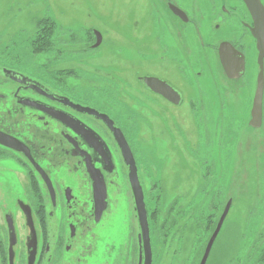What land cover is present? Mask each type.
Segmentation results:
<instances>
[{"label":"rangeland","instance_id":"obj_1","mask_svg":"<svg viewBox=\"0 0 264 264\" xmlns=\"http://www.w3.org/2000/svg\"><path fill=\"white\" fill-rule=\"evenodd\" d=\"M148 9L146 0H0V68L106 110L118 122L139 164L150 217L153 264H200L214 226L230 200L228 220L207 264H235L254 244L264 249V127L250 133L236 119L231 127L229 112L217 103L215 107L216 99H209L206 115L209 113L208 118L211 115V122L217 125L215 129L211 124L210 129L204 113L191 112L187 103L178 110L154 104L142 95L136 77L144 68L135 70L132 56L119 57L114 51L117 44L129 45L131 33L125 25L133 24L132 13L138 12L137 17L147 21L144 13ZM39 22L56 24L58 35L43 37ZM93 27L101 32L105 45L83 56L82 46H71V40H85L88 35L93 45V35L86 31ZM55 38L57 52L42 50L44 41ZM72 51L78 54L71 55ZM1 74L0 70V95L18 91V85ZM243 99L244 95L235 93L227 96L226 102L239 114ZM6 111L0 99V124ZM29 123L31 128L41 125L32 114L20 125ZM210 142L217 163L202 150L201 145ZM227 156L233 162L238 160V165L228 167L231 161H225ZM109 191L112 209L97 230L96 242L86 245L96 246L87 264L129 262L124 246L132 233V202L122 171ZM20 201H28V184L19 166L5 155L0 159V218L3 220L6 212L16 213ZM199 201L203 203L200 210L206 209L201 217ZM209 217L216 219L211 220L214 225L202 230ZM56 226L55 221L50 222V227Z\"/></svg>","mask_w":264,"mask_h":264},{"label":"flooded vegetation","instance_id":"obj_2","mask_svg":"<svg viewBox=\"0 0 264 264\" xmlns=\"http://www.w3.org/2000/svg\"><path fill=\"white\" fill-rule=\"evenodd\" d=\"M146 2L147 6L149 5V9L144 13L147 21L137 17L138 12L132 13L133 24L125 25L131 33L129 45L119 47L117 44L114 51L119 57L127 54L132 56L135 70L144 68V72L136 77L142 95L154 104L159 103L178 110L184 108L187 103L191 112L196 110L198 111L196 114L204 113L203 118L207 120L204 122L210 124V129L211 124H215V129L217 125L216 121L211 122V115L208 118L209 113L206 115L205 107L209 99L210 101L216 99L214 106L217 107V103L219 107L229 112L230 117L227 119L231 127L234 126L236 119L245 125L247 132L262 130L264 0H146ZM117 25L121 27L118 22ZM86 31L92 33L95 40L93 45L90 46L88 35L85 36L87 38L85 40L76 37L70 43L71 46H82L83 56L89 55L91 51L95 53L105 45L101 32L94 27ZM55 50L57 52L56 48ZM72 54L78 53L72 51ZM145 78L153 80L149 86L145 84ZM260 81L263 83L262 120L258 127H253L251 123L254 101ZM32 82L33 80L26 81V84L15 82L18 91L11 95H0V99L7 107L0 131L23 142L43 172V175L40 174L24 155L0 146L1 155H6L19 166L28 184V201H20L16 213L6 212L3 214V220L0 218V264H11V245L13 264H29L31 259L33 264H87L88 258L93 257L96 246L87 248L86 245H93L96 242L97 230L107 220V215L112 209L109 188L119 179L121 171L124 182L129 186L133 219L129 244L124 246L129 251L128 256L130 255L126 264H144L141 228L130 186L129 168L109 128L89 114L38 94L29 88ZM42 86L47 89L46 86ZM234 86H238L239 90L237 91ZM47 92L54 98H67L76 106L91 108L107 115L115 126L121 129L130 146L124 130L108 111L73 99L67 94L58 93L51 88L47 89ZM235 93L244 95L243 112L239 114H235L226 102L227 96H233ZM24 102L43 104L68 114L96 134L92 136L94 141L89 139V135H78L63 123L25 106ZM209 112L211 114L213 111ZM30 114L40 121L41 125L36 124L31 128L29 123L27 126H21V122ZM202 119L198 122L202 123ZM255 121L257 125L258 120ZM201 147L207 153V157L209 156L208 159L217 163L213 158L212 143L210 142L208 146L205 143L204 147L203 145ZM130 149L143 189L138 160L131 146ZM229 158L227 156L225 160L227 163ZM230 161L228 167L238 165V160L233 162L230 158ZM44 176L50 181L52 193ZM98 176L106 184L108 202V209L100 221H97L99 216L96 214L93 191V177ZM205 177L206 174L204 179ZM198 194L201 195L202 191ZM144 200L150 228L145 193ZM198 204L197 211L201 217L206 209L203 206L204 209L201 211L203 203L199 201ZM227 205L218 218L212 235ZM231 208L232 206L229 213ZM18 220H23L20 226ZM211 220L216 221L214 218ZM211 220L210 217L207 218L201 229L206 231L208 227L214 225ZM51 221L57 224L55 228L50 227ZM200 225L202 226L201 220Z\"/></svg>","mask_w":264,"mask_h":264},{"label":"water","instance_id":"obj_3","mask_svg":"<svg viewBox=\"0 0 264 264\" xmlns=\"http://www.w3.org/2000/svg\"><path fill=\"white\" fill-rule=\"evenodd\" d=\"M227 72L229 73V70ZM2 75L5 78L13 82H17L20 84H26V81H32L26 76L18 74L8 69H3ZM144 81H145V84L149 86L151 84V81L153 80L149 78H145ZM32 83L33 84L29 88H31L38 94L46 97L47 99L51 101L60 102L64 106H69L80 112L89 114L90 116L97 118L98 120L102 121L104 124L107 125V127L112 133L114 140L121 152V155L124 159L126 166L129 168V181H130V186H131L133 196L135 199L136 212L139 218V224L141 228L140 240L143 242L144 264H153V252H152V245H151L150 228H149V223H148L147 209H146L145 200H144V193H143V189L139 182L135 158L132 154L130 146L123 132L121 131V129L115 126L114 122L107 115L100 114L99 112L91 108H83L81 106H76L73 103H71L70 100L67 98H54L53 95L49 94L47 92V89H45L41 84L35 81H33ZM262 91H263V83L260 81L259 88L256 94V98L254 101L253 121L251 123L253 127H258L262 120ZM23 104H26L25 106H28L29 108L33 110H37L49 116L51 119H54L55 121L63 123L67 128H71L78 135H84V134L89 135V139L94 141V139H92V136L96 134L92 130L87 129L84 126H82L79 121L71 118V116H69L68 114L55 110L53 108L47 107L43 104L38 105L35 103H27V102H24ZM255 120H258L257 125H256ZM0 146L24 155L28 159V161L37 169V171L43 175L41 168L33 159L30 149L23 142H21L20 140H18L17 138L13 136H10L0 131ZM89 172L91 173V170H89ZM44 179L46 181V184L49 187L50 192L52 193V186L50 184V181L46 177ZM93 180H94L93 191H94L95 208H96V214L99 216L98 217L99 219L97 221H100L101 217L108 209L107 188H106V184L104 180L101 179L100 176H98L97 178L93 177ZM231 206H232V201H229L219 221L216 231L214 232V234L211 236L209 240V243L206 247L204 256L200 264H207L212 248H213V245L221 231L222 225L226 219V216L229 213ZM12 250H13V247L11 245V252H10L11 264H13V251ZM140 259H142V255ZM29 264H33L32 259L30 260Z\"/></svg>","mask_w":264,"mask_h":264},{"label":"trees","instance_id":"obj_4","mask_svg":"<svg viewBox=\"0 0 264 264\" xmlns=\"http://www.w3.org/2000/svg\"><path fill=\"white\" fill-rule=\"evenodd\" d=\"M55 26L56 25L46 26L44 23H41V22H39L37 24V27H39L38 29L40 31L39 34H41L43 32V34H42L43 37L45 34H48L49 37H50V35H51V37L54 36V34L58 35L57 27H55ZM42 40H44V38ZM46 40H48V39H46ZM42 46H43L42 50H45V51L50 50V52L53 50L55 51V48H57V46H58V40L56 41V38H55V39H52L50 42H49V40L46 42L44 41V45H42ZM0 70L2 71L1 68H0ZM5 79H7V78H5ZM2 157L3 156L0 153V159ZM235 264H264V249L259 248V243H257L256 245L254 244L253 248H250L247 250L245 257L241 256L240 259H238V261Z\"/></svg>","mask_w":264,"mask_h":264}]
</instances>
